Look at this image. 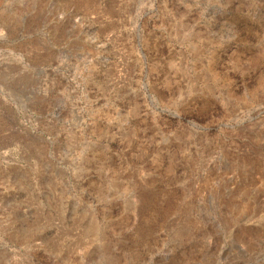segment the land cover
Here are the masks:
<instances>
[{
	"label": "rangeland",
	"instance_id": "1",
	"mask_svg": "<svg viewBox=\"0 0 264 264\" xmlns=\"http://www.w3.org/2000/svg\"><path fill=\"white\" fill-rule=\"evenodd\" d=\"M0 264H264V0H0Z\"/></svg>",
	"mask_w": 264,
	"mask_h": 264
},
{
	"label": "bare ground",
	"instance_id": "2",
	"mask_svg": "<svg viewBox=\"0 0 264 264\" xmlns=\"http://www.w3.org/2000/svg\"><path fill=\"white\" fill-rule=\"evenodd\" d=\"M212 241V240H211ZM211 244V243H210Z\"/></svg>",
	"mask_w": 264,
	"mask_h": 264
}]
</instances>
